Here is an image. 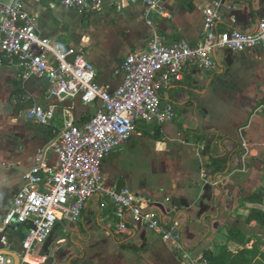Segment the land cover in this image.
Listing matches in <instances>:
<instances>
[{
	"label": "crops",
	"instance_id": "crops-1",
	"mask_svg": "<svg viewBox=\"0 0 264 264\" xmlns=\"http://www.w3.org/2000/svg\"><path fill=\"white\" fill-rule=\"evenodd\" d=\"M208 1L169 0L170 18L149 17L167 42L194 44L201 39V9ZM220 1L231 4L222 11L220 30H257L264 0ZM26 12L40 34L64 46H71L64 41L75 32L89 34L86 55L99 83L111 90L122 80L117 70L126 55L144 48L152 31L145 7L126 0H105L102 11L92 15L58 0H27ZM84 22L88 26H81ZM216 64L208 71L190 63L181 81L160 92L163 102L175 105V119L162 125L138 122L103 163L106 185L129 187L149 200L148 209L164 226L180 232V243L163 240L132 219L129 229L119 232L111 200L95 194L77 224L58 222L21 264H264V50L221 49ZM47 88L48 79H24L15 64L0 62V223L36 154L66 123L83 125L97 111V104L79 98L59 102ZM18 94L26 103H14ZM33 103L57 105L50 124L27 120V105ZM45 152V164L57 166L58 153ZM211 157L225 165L220 173H212ZM26 232V224L7 228L10 251L19 250Z\"/></svg>",
	"mask_w": 264,
	"mask_h": 264
},
{
	"label": "built area",
	"instance_id": "built-area-1",
	"mask_svg": "<svg viewBox=\"0 0 264 264\" xmlns=\"http://www.w3.org/2000/svg\"><path fill=\"white\" fill-rule=\"evenodd\" d=\"M58 1L83 15L102 11L105 2ZM126 1L145 7L147 24L152 31L144 48L131 50L126 55L117 70L122 80L111 90L99 83L95 64L83 49L64 46L39 33L35 19L26 12L27 0H0V62L15 64L24 79L34 76L48 79V94L59 102L79 98L85 105L97 104V111L88 122L66 123L59 137L45 150L58 153L57 166L45 164V151L36 154L33 167L25 173V185L14 196L11 208L0 223V244L4 250L13 247L7 228L14 223L27 225L17 250L21 263L28 262L34 248L50 238L58 222L77 224L87 200L95 194L111 200L119 232H126L132 219L135 224L157 231L163 240L180 243V232L164 226L160 217L148 209L149 200L129 187L106 185L104 160L131 137L138 122L162 125L175 119V105L163 102L160 92L181 81L190 63L212 71L217 66V51L221 49L264 50V16L255 32L235 28L220 30L222 11L224 7L231 8V4L220 0L203 5L201 39L194 44L188 40L167 42L149 17L156 14L170 18L169 0ZM26 99L18 94L14 103H24ZM56 106L29 104L25 116L35 123L50 124ZM14 263L12 255H0V264Z\"/></svg>",
	"mask_w": 264,
	"mask_h": 264
},
{
	"label": "rangeland",
	"instance_id": "rangeland-1",
	"mask_svg": "<svg viewBox=\"0 0 264 264\" xmlns=\"http://www.w3.org/2000/svg\"><path fill=\"white\" fill-rule=\"evenodd\" d=\"M66 16L68 19H71L73 15L70 14V15H66ZM82 18H84L85 20L87 19L86 17H83V16H82ZM81 26L86 27L88 25H87V23L84 22V23H82ZM64 42L69 43V45H71V46L78 47V48H81L84 51H86L88 44L91 42V39H90L89 34H86V33L83 34L82 32L81 33L75 32L69 37V39L67 38V42L66 41H64Z\"/></svg>",
	"mask_w": 264,
	"mask_h": 264
},
{
	"label": "trees",
	"instance_id": "trees-1",
	"mask_svg": "<svg viewBox=\"0 0 264 264\" xmlns=\"http://www.w3.org/2000/svg\"><path fill=\"white\" fill-rule=\"evenodd\" d=\"M211 158H212V162H211L212 165L210 168L212 169V173H220L225 165H223L222 161H220L218 157H211ZM262 221L264 223V218L262 219Z\"/></svg>",
	"mask_w": 264,
	"mask_h": 264
},
{
	"label": "water",
	"instance_id": "water-1",
	"mask_svg": "<svg viewBox=\"0 0 264 264\" xmlns=\"http://www.w3.org/2000/svg\"><path fill=\"white\" fill-rule=\"evenodd\" d=\"M1 254L12 255L14 257V259H15V263L14 264H21V259H20V257H19L17 252L1 249L0 250V255Z\"/></svg>",
	"mask_w": 264,
	"mask_h": 264
},
{
	"label": "bare ground",
	"instance_id": "bare-ground-1",
	"mask_svg": "<svg viewBox=\"0 0 264 264\" xmlns=\"http://www.w3.org/2000/svg\"><path fill=\"white\" fill-rule=\"evenodd\" d=\"M28 259H29V257H28Z\"/></svg>",
	"mask_w": 264,
	"mask_h": 264
}]
</instances>
